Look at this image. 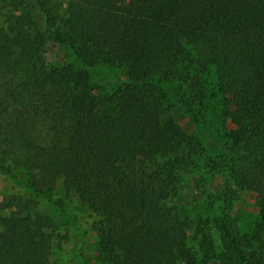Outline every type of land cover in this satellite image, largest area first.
Wrapping results in <instances>:
<instances>
[{"label":"trees","instance_id":"obj_1","mask_svg":"<svg viewBox=\"0 0 264 264\" xmlns=\"http://www.w3.org/2000/svg\"><path fill=\"white\" fill-rule=\"evenodd\" d=\"M210 73L215 151L171 115L205 122ZM0 173L28 194L0 264H50L59 187L97 217L95 264H264V0H0Z\"/></svg>","mask_w":264,"mask_h":264},{"label":"rangeland","instance_id":"obj_2","mask_svg":"<svg viewBox=\"0 0 264 264\" xmlns=\"http://www.w3.org/2000/svg\"><path fill=\"white\" fill-rule=\"evenodd\" d=\"M53 2L58 4V8H60L65 0H53ZM45 50L48 60L59 59L64 55L63 50L52 42L47 44ZM202 80L205 87V122L195 126L179 107H174L171 110V115L181 131L190 138L200 136L215 151L222 142L223 109L221 99L214 88L212 74L203 77ZM13 196L27 198L28 194L20 184L0 173V207L6 206L8 199ZM52 197L63 200L61 211L54 208L46 199H39L36 202L37 212L50 217L55 225L54 232L62 237L61 248L53 252L50 264H95L94 244L96 235L93 227L97 221L96 215L82 206L74 197L64 194L60 187L53 192ZM183 201L184 196L181 195L177 200L179 207L182 206ZM3 211L6 212L7 208ZM242 211L245 213L243 224L248 225L249 220L253 218L256 212L252 195L247 194L243 197Z\"/></svg>","mask_w":264,"mask_h":264}]
</instances>
